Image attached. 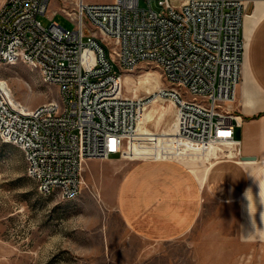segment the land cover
Instances as JSON below:
<instances>
[{
  "label": "built area",
  "instance_id": "obj_1",
  "mask_svg": "<svg viewBox=\"0 0 264 264\" xmlns=\"http://www.w3.org/2000/svg\"><path fill=\"white\" fill-rule=\"evenodd\" d=\"M65 1L71 6L59 10L71 29L41 23L50 0H0V71L23 62L58 89L30 107L0 74V138L22 150L42 195L75 198L88 159L188 156L210 164L242 157L231 104L242 81L249 0H158L160 11L151 0L148 7L140 0ZM141 63L158 66L169 83L157 95L175 107L170 132L139 137L144 99L115 89L123 70Z\"/></svg>",
  "mask_w": 264,
  "mask_h": 264
},
{
  "label": "rangeland",
  "instance_id": "obj_2",
  "mask_svg": "<svg viewBox=\"0 0 264 264\" xmlns=\"http://www.w3.org/2000/svg\"><path fill=\"white\" fill-rule=\"evenodd\" d=\"M254 3L247 2L246 19ZM139 4L148 7L147 0ZM150 5L155 11L161 9L158 0H151ZM70 6L65 0H50L48 13L39 15V20L45 27L55 21L71 29L73 22L59 10ZM114 69L121 71L118 65ZM0 74L15 98L30 107L58 94L55 85L42 80L37 67L26 63L5 65ZM168 85L153 63L123 70L121 93L141 97L146 105L139 112V137L171 131L175 107L157 95L160 87ZM140 156L120 158L141 160ZM187 159L206 162L201 157L180 160ZM105 162L99 158L84 162L82 189L75 198L44 196L26 174L22 150L0 138V264H264V239H240L237 208L218 201L207 205L195 228L182 238L169 242L141 238L127 228L116 210V179L95 170Z\"/></svg>",
  "mask_w": 264,
  "mask_h": 264
},
{
  "label": "crops",
  "instance_id": "obj_3",
  "mask_svg": "<svg viewBox=\"0 0 264 264\" xmlns=\"http://www.w3.org/2000/svg\"><path fill=\"white\" fill-rule=\"evenodd\" d=\"M254 1L252 13L263 0ZM263 17L264 9L247 28L244 18L242 27L245 56L234 103L241 158L208 164L195 159L126 160L114 155L95 169L103 170V177L116 179V210L127 228L141 238L154 242L182 238L195 228L207 205L218 201L237 208L240 239H264ZM131 149L127 155L134 154L132 145Z\"/></svg>",
  "mask_w": 264,
  "mask_h": 264
},
{
  "label": "bare ground",
  "instance_id": "obj_4",
  "mask_svg": "<svg viewBox=\"0 0 264 264\" xmlns=\"http://www.w3.org/2000/svg\"><path fill=\"white\" fill-rule=\"evenodd\" d=\"M263 9H264V0L263 1H258V3H257V5H256V9H255V11L252 13V14H250V15H248L247 16V19H246V28L249 26V23L250 22H253L257 17H258V15L260 14V13H262V11H263ZM122 78V76L118 79V81H117V83H116V85H115V89L116 90H118L119 89V85H120V79ZM251 102V101H250ZM146 105H144L142 108H144ZM141 108V109H142ZM140 109V110H141ZM140 110H139V112H140Z\"/></svg>",
  "mask_w": 264,
  "mask_h": 264
},
{
  "label": "water",
  "instance_id": "obj_5",
  "mask_svg": "<svg viewBox=\"0 0 264 264\" xmlns=\"http://www.w3.org/2000/svg\"><path fill=\"white\" fill-rule=\"evenodd\" d=\"M246 158H248V159H249V158H253V157H246Z\"/></svg>",
  "mask_w": 264,
  "mask_h": 264
}]
</instances>
